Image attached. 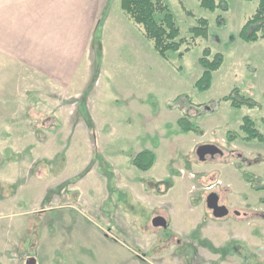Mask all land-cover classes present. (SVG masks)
<instances>
[{
    "label": "rangeland",
    "instance_id": "374dc122",
    "mask_svg": "<svg viewBox=\"0 0 264 264\" xmlns=\"http://www.w3.org/2000/svg\"><path fill=\"white\" fill-rule=\"evenodd\" d=\"M165 1L181 37L190 40L199 17L209 20L208 37L163 57L118 0L68 88H38L29 64L0 63L1 90L13 91L0 112V264H264V189L243 176L264 179V140H244L240 128L249 115L264 134V38L240 36L259 0H225L215 10ZM28 9L34 18V1ZM207 46L223 61L201 90ZM236 87L258 105L221 100L193 117L204 137L180 131L174 98L210 103ZM229 130L238 132L235 144ZM204 142L226 153L200 160ZM147 150L155 153L148 166L140 162ZM214 190L230 215L207 206ZM156 214L167 226L153 224Z\"/></svg>",
    "mask_w": 264,
    "mask_h": 264
},
{
    "label": "crops",
    "instance_id": "0c3cea01",
    "mask_svg": "<svg viewBox=\"0 0 264 264\" xmlns=\"http://www.w3.org/2000/svg\"><path fill=\"white\" fill-rule=\"evenodd\" d=\"M32 1L37 9L29 19ZM117 1L0 0V63L18 60L26 71L29 64L37 82H41L38 88L47 84L68 88L79 74L86 48L100 24L111 20ZM13 8L18 14H13ZM8 92H2L0 86V112L8 109L6 103H10L13 91ZM235 140L231 142L235 144Z\"/></svg>",
    "mask_w": 264,
    "mask_h": 264
},
{
    "label": "trees",
    "instance_id": "16d2710c",
    "mask_svg": "<svg viewBox=\"0 0 264 264\" xmlns=\"http://www.w3.org/2000/svg\"><path fill=\"white\" fill-rule=\"evenodd\" d=\"M120 4L125 13L137 24L142 26L145 35L153 40L155 48L163 57H167V53L170 50H180L185 42L190 44L199 37H208L209 35L208 18L199 17L197 24L190 28V40L187 37H181L180 27L165 0H120ZM200 4L211 10L219 7L223 9L227 8L225 0H200ZM188 13L191 14L192 12L188 11ZM218 18L221 19V16ZM240 36L246 41H256L264 38V0H259L255 12L242 26ZM188 48L187 46L186 49ZM182 54L183 51H180V55ZM222 61V53H213L209 46L205 47L202 56L199 58V62L203 68L202 73L196 79L195 85L201 90L209 89L212 85L213 72L221 67ZM183 97L179 95L174 98L169 104V107H179L183 111V114L177 119L180 131H194L198 134H203L204 130L199 124L193 121V117L204 112L216 111L219 108L221 100H228L232 106L239 108L243 105H258L256 100L243 95L237 87L233 88L229 94L210 103H197L189 97ZM240 128L243 132V139L250 140L258 138L264 140V134L257 128L255 120L251 116L245 115L243 117ZM237 134L238 132L229 130L227 132V139L231 142L236 139ZM154 160L155 153L147 150L141 156L140 162L148 166ZM238 167L241 168L240 165ZM243 176L252 188L256 190L264 189V179L262 177L246 170H243ZM240 254L243 255L244 253Z\"/></svg>",
    "mask_w": 264,
    "mask_h": 264
},
{
    "label": "water",
    "instance_id": "95a60500",
    "mask_svg": "<svg viewBox=\"0 0 264 264\" xmlns=\"http://www.w3.org/2000/svg\"><path fill=\"white\" fill-rule=\"evenodd\" d=\"M198 157L200 160H206L208 155L215 156L217 153H223V149L213 143L205 142L198 146L197 148ZM220 194L217 191L210 192L206 197L207 206L212 209L213 215L215 217H224L229 214L230 209L226 204L219 203ZM239 210H236V214H239ZM152 222L156 226H167V218L163 215H156L153 217ZM30 264V262H29Z\"/></svg>",
    "mask_w": 264,
    "mask_h": 264
},
{
    "label": "flooded vegetation",
    "instance_id": "af4514ba",
    "mask_svg": "<svg viewBox=\"0 0 264 264\" xmlns=\"http://www.w3.org/2000/svg\"><path fill=\"white\" fill-rule=\"evenodd\" d=\"M226 153V150H224L223 149V153L221 154L220 153V155H223V154H225ZM218 154V153H217ZM237 156H240L241 158H242V160L243 161H245V163H248L249 164V162L251 161L250 159H248L246 156H245V154L244 153H242V152H239V153H237ZM214 191H216V190H214ZM212 192V191H211ZM217 192H219V191H217ZM219 194H220V198H219V203L220 204H226L227 205V203L225 202V201H223L222 200V196H223V193L220 191L219 192ZM228 206V205H227ZM230 209V208H229ZM212 210V209H211ZM236 210H239V209H234L233 210V212L235 213L236 212ZM240 212H239V214H235V215H240V214H243V215H245V214H247L246 212H245V210L243 211V210H239ZM212 213H213V211H212ZM231 214V210H230V212H229V214L228 215H230ZM156 215H161V214H156ZM227 216V215H226ZM225 217V216H224Z\"/></svg>",
    "mask_w": 264,
    "mask_h": 264
}]
</instances>
